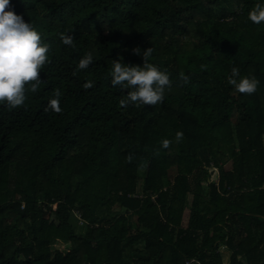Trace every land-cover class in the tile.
<instances>
[{
    "label": "trees",
    "instance_id": "trees-1",
    "mask_svg": "<svg viewBox=\"0 0 264 264\" xmlns=\"http://www.w3.org/2000/svg\"><path fill=\"white\" fill-rule=\"evenodd\" d=\"M257 2L11 0L49 53L25 104H0V264H264ZM137 47L172 86L161 104L121 108L128 90L109 71L143 66ZM233 67L259 80L254 93L227 83ZM56 89L62 111H45Z\"/></svg>",
    "mask_w": 264,
    "mask_h": 264
},
{
    "label": "clouds",
    "instance_id": "clouds-1",
    "mask_svg": "<svg viewBox=\"0 0 264 264\" xmlns=\"http://www.w3.org/2000/svg\"><path fill=\"white\" fill-rule=\"evenodd\" d=\"M10 2L11 0H0V104L15 109L25 104L26 92L35 93L38 86L44 82L39 74L48 63L49 46L42 42L41 34L31 22H26L23 15L17 14L9 7ZM247 19L254 25L264 24V0H258L248 11ZM60 38L64 45L73 44L72 34L61 33ZM134 51L142 55L143 66H131L117 59L112 60L109 71L110 84L128 90L125 98L119 100L120 107L126 108L129 104L155 106L163 103L166 91L172 86L168 74L148 62L152 53L151 47L143 51L137 47ZM92 61V55L87 53L76 67L87 69ZM227 83L236 92L251 95L257 90L260 82L254 76H242L239 69L233 67L227 77ZM91 86V81L83 84L85 89ZM60 97L61 92L56 89L54 97L48 100L45 111L51 109L60 113ZM182 138L183 133L177 131L176 141ZM160 144L166 149L170 141L163 139Z\"/></svg>",
    "mask_w": 264,
    "mask_h": 264
},
{
    "label": "rangeland",
    "instance_id": "rangeland-1",
    "mask_svg": "<svg viewBox=\"0 0 264 264\" xmlns=\"http://www.w3.org/2000/svg\"><path fill=\"white\" fill-rule=\"evenodd\" d=\"M217 179H218V172H217V170H215V171H213V180H217ZM108 213L111 214L112 216H118V215H120L122 213V210L119 207L116 206L113 209H111ZM184 219H185L184 221L186 222L187 217L185 216ZM56 248L61 250V251H65L68 248V245L62 244V243H58L56 245ZM223 257H224L225 261H228L229 252L226 251V250L223 251Z\"/></svg>",
    "mask_w": 264,
    "mask_h": 264
}]
</instances>
